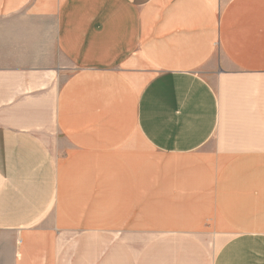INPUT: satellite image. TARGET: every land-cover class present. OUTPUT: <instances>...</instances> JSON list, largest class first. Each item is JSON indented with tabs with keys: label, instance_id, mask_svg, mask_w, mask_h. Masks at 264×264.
<instances>
[{
	"label": "crops",
	"instance_id": "obj_1",
	"mask_svg": "<svg viewBox=\"0 0 264 264\" xmlns=\"http://www.w3.org/2000/svg\"><path fill=\"white\" fill-rule=\"evenodd\" d=\"M0 264H264V0H0Z\"/></svg>",
	"mask_w": 264,
	"mask_h": 264
},
{
	"label": "rangeland",
	"instance_id": "obj_2",
	"mask_svg": "<svg viewBox=\"0 0 264 264\" xmlns=\"http://www.w3.org/2000/svg\"><path fill=\"white\" fill-rule=\"evenodd\" d=\"M149 242H150V238L148 235H144L142 236V258L145 260L147 258H149ZM148 248V249H147ZM215 252V251H213Z\"/></svg>",
	"mask_w": 264,
	"mask_h": 264
}]
</instances>
